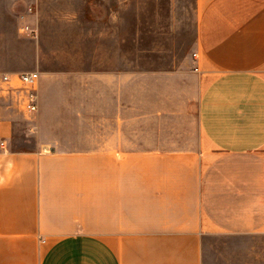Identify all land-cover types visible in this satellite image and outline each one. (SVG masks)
<instances>
[{
	"label": "crops",
	"instance_id": "0c3cea01",
	"mask_svg": "<svg viewBox=\"0 0 264 264\" xmlns=\"http://www.w3.org/2000/svg\"><path fill=\"white\" fill-rule=\"evenodd\" d=\"M127 5L0 0L39 33L4 72L39 78L35 112L0 100V264H203L264 235V0H197L170 68L128 59Z\"/></svg>",
	"mask_w": 264,
	"mask_h": 264
},
{
	"label": "rangeland",
	"instance_id": "374dc122",
	"mask_svg": "<svg viewBox=\"0 0 264 264\" xmlns=\"http://www.w3.org/2000/svg\"><path fill=\"white\" fill-rule=\"evenodd\" d=\"M128 59L144 66L180 65L192 51L199 12L197 0H127ZM0 7V74L7 65H21L25 39L38 40L37 25L29 16L35 9ZM28 26L31 33L20 29ZM141 50V51H140ZM11 63V64H9ZM16 111L21 112L19 108ZM26 121L16 120L15 148L27 149ZM47 148V147H45ZM203 264H264V235L214 236L204 247Z\"/></svg>",
	"mask_w": 264,
	"mask_h": 264
},
{
	"label": "built area",
	"instance_id": "2783aa9c",
	"mask_svg": "<svg viewBox=\"0 0 264 264\" xmlns=\"http://www.w3.org/2000/svg\"><path fill=\"white\" fill-rule=\"evenodd\" d=\"M29 11L32 10L28 7ZM22 32L31 33L28 26L20 29ZM39 78L37 71L20 72L15 74H0V100L10 101L21 112L31 114L36 111V86Z\"/></svg>",
	"mask_w": 264,
	"mask_h": 264
}]
</instances>
